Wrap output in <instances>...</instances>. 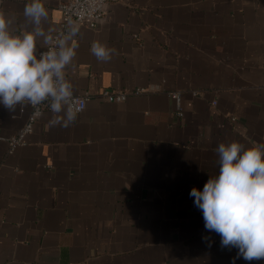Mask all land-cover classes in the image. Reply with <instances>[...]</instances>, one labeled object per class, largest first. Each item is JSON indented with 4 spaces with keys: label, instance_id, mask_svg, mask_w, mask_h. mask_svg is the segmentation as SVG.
<instances>
[{
    "label": "crops",
    "instance_id": "obj_1",
    "mask_svg": "<svg viewBox=\"0 0 264 264\" xmlns=\"http://www.w3.org/2000/svg\"><path fill=\"white\" fill-rule=\"evenodd\" d=\"M62 1L44 0L46 31ZM26 2L4 0L14 27ZM76 39L68 78L89 96L71 126L45 110L10 148L29 108L0 105V264H264L221 248L189 196L218 174L219 143H264V0L108 2Z\"/></svg>",
    "mask_w": 264,
    "mask_h": 264
},
{
    "label": "clouds",
    "instance_id": "obj_2",
    "mask_svg": "<svg viewBox=\"0 0 264 264\" xmlns=\"http://www.w3.org/2000/svg\"><path fill=\"white\" fill-rule=\"evenodd\" d=\"M3 5L0 0V105L10 113L30 108L36 117L46 105L49 125L68 128L86 103L68 78L79 46V25L70 21L65 31L53 35L54 29L43 27L48 18L44 0H28L23 26L14 27L17 17ZM41 41L44 51L38 49ZM90 51L99 62L115 53L100 41ZM216 152L218 174L202 190L193 187L189 196L202 212L205 229L220 236L221 248L237 249L236 258L246 261L264 260V143L245 147L239 141L221 142ZM203 239L211 247L210 237Z\"/></svg>",
    "mask_w": 264,
    "mask_h": 264
},
{
    "label": "built area",
    "instance_id": "obj_3",
    "mask_svg": "<svg viewBox=\"0 0 264 264\" xmlns=\"http://www.w3.org/2000/svg\"><path fill=\"white\" fill-rule=\"evenodd\" d=\"M118 0H67L62 1L58 4V9L60 11V19L54 29L53 35H56L62 31H65L69 22H74L78 25H86L89 27H94L96 21L100 19L105 13V5L108 2H114ZM46 50V46L40 51ZM143 91L141 88H136L132 92L134 94L140 93ZM77 97L84 99L87 101L89 94L87 92L84 93H75ZM128 94L126 91H115L109 89H103L100 91L99 95L102 98L108 100H123ZM170 96L175 101L176 114L180 115V101L179 94L176 91L169 92ZM86 105V103H85ZM85 107V106H84ZM84 109V108H83ZM49 110L46 105L41 106V111ZM36 119V116L33 113V110L29 108V113L27 116V120L24 126L20 129L18 134L9 139L10 148L18 145L23 142L24 135L31 130L32 123Z\"/></svg>",
    "mask_w": 264,
    "mask_h": 264
}]
</instances>
